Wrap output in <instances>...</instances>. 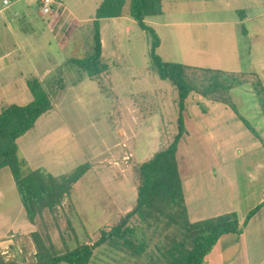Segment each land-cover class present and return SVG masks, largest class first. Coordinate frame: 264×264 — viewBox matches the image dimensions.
Instances as JSON below:
<instances>
[{"label": "crops", "instance_id": "crops-1", "mask_svg": "<svg viewBox=\"0 0 264 264\" xmlns=\"http://www.w3.org/2000/svg\"><path fill=\"white\" fill-rule=\"evenodd\" d=\"M21 1L11 0L10 4L5 5L2 0L0 4V14L3 15L4 25L6 23L5 27L15 39L14 44L0 51V113L5 106L31 102L33 95L28 81L32 78L40 81L43 89L50 95L52 108L37 119L33 129L18 139L17 153L24 161L26 169H44L54 176H60L69 168L76 167L84 161L91 163V156L82 147L77 132L72 129L70 122L59 112L62 105L58 99L62 94L69 92L75 94L79 100L80 91L87 88L98 92L97 89L103 86L101 83L103 73L98 77H90L86 74L82 80L66 82L62 65L58 64L59 67L56 68L55 64H52L49 49L51 43L43 39L46 30L55 37L58 35L53 25L59 10L54 9L52 14L46 15L38 9L37 16L44 19L45 23L42 28V24L35 19L34 14L29 13L32 8L30 2L26 3L28 8L21 9L19 6ZM171 1L162 0V14L145 19L160 37L161 43L157 50L163 44L159 26L170 25L165 18L168 12L170 14L173 12L169 7ZM209 1L203 0L202 14L206 16L203 20L205 25L229 24L236 27L246 22L252 23L251 56L249 55L251 71L242 72L231 65L222 67L216 65L215 61H212L214 59H210L214 65L202 68L243 74L245 78L243 82L229 91L230 101L234 103L231 95L238 91L252 104L247 109L250 115H244L234 104L232 108L223 101L215 100L211 95L205 96L192 91L186 98L183 112L185 131L178 141L176 157L187 215L191 222H196L234 212L240 224L244 226L241 234L222 235L210 253L206 255L203 264H264V103L258 94L261 92L264 97V34H261L264 23L260 21L264 18V10L256 7V0H235L236 5L232 7L228 0H224L225 3L218 0L215 5L209 4ZM101 2L102 0L95 5V14ZM37 4L40 8L39 0ZM64 7V12L68 13L64 24H68L69 29L66 30L73 33L76 29H80V25L72 24L73 12L68 10L65 4ZM19 13H22L23 17L17 18ZM186 13L195 15L198 12L196 9H188ZM95 14L92 18L93 22ZM212 14H219V17L211 18ZM190 15L185 17L193 18ZM16 19L22 21L17 27L14 25ZM107 21H112L116 29L121 27L123 22L137 23L127 13L120 17L100 20L103 58L106 48L105 28L107 26L105 23ZM1 23L2 20H0V31L3 29ZM187 23L191 26L201 24L196 19ZM125 27L126 31L130 30L129 25ZM37 29H39L38 34L35 32ZM242 31L246 33L247 29L242 27ZM16 33H20V36L18 37ZM3 45L5 46V41L0 37V46L3 47ZM211 54L213 53L209 55ZM233 54L237 61L236 50ZM77 58L78 56L70 54L61 57L59 53L54 56L56 61L67 60L74 65L77 64L73 60ZM156 75L158 74H149V78L145 79H152L157 83ZM59 77L62 82L60 81L56 87L54 82ZM85 78H88L90 82L85 84ZM248 80L256 86L257 91H254L252 86L248 88L246 84ZM147 85L149 86L150 83L147 82L146 87ZM172 87L175 91L176 88L173 85ZM20 97L23 101L18 103L17 99ZM175 102L178 108V93ZM141 107L143 110H140L141 113L139 118L135 119V124L132 121V114L137 108L130 106L127 109L129 119H124L127 122H124L123 127L119 129V137H115V143L111 149L113 157L104 160L112 169L110 173L111 178L113 176V183L110 187V203L103 210L102 217H105L106 222L103 226H113L135 207L137 186L132 168L135 164L150 159L162 147L157 145L161 137L159 132L161 123L156 131H147V121L159 113V108L157 107L155 113H152L146 104ZM142 117L144 121L141 120ZM131 126L134 128L138 126L140 130H131ZM137 136L141 140L140 147L136 144ZM142 138H145L146 146L143 145ZM120 174L123 176L120 177ZM259 205V209L246 222L248 213ZM35 229V225L27 217L10 167H1L0 254L6 262L10 257L13 262L14 259L24 260L25 256L26 258L29 255L34 256L35 246L31 233Z\"/></svg>", "mask_w": 264, "mask_h": 264}, {"label": "rangeland", "instance_id": "rangeland-1", "mask_svg": "<svg viewBox=\"0 0 264 264\" xmlns=\"http://www.w3.org/2000/svg\"><path fill=\"white\" fill-rule=\"evenodd\" d=\"M99 1L64 0L67 9L73 12L72 24L78 23L80 29H76L73 33L66 30L69 29L68 24H64L67 21L68 13L64 12L65 7L60 6L57 7L59 15L56 16L53 25L55 33L58 35L55 37L48 30L44 32L45 37L43 39L51 43L49 49L52 64H55L56 68L59 67L58 64L62 65L63 76L68 83L82 80L87 72L77 65L68 63L67 60L56 61L54 56L59 53L61 57L70 54L83 58L91 54L94 34L92 18L95 14V5ZM217 1L210 0L209 4L214 3L215 5ZM1 2L2 0H0V4ZM27 2H30L32 7L29 13H33L35 19L39 20L42 24L41 27L44 28V19L37 16L38 9L40 10L37 0H22L18 4L21 9H26L28 8ZM221 2L225 3L224 0ZM228 2L231 3V7L236 5L235 0H228ZM255 2L257 8L264 10V0H256ZM169 7L173 12L172 14L168 12L165 19L170 25L159 26L163 44L157 53L164 60L194 65V67H208L214 63L222 67H230L229 65H231L242 72L251 71L249 61L253 35L251 22L236 27L229 24L225 26L205 25L203 20L206 19V16L202 14L203 0H172ZM188 9H196L198 13L190 15L186 13ZM185 15H190L193 18L185 17ZM218 15L212 14L211 18H217ZM20 17H23L22 13H19L17 18ZM221 17L223 18V16ZM192 19L200 21L201 24L188 25L187 21ZM0 20H2L3 26L0 37L5 41V46H0V51H3L14 44L15 39L5 27L6 23L4 25L2 14H0ZM20 21V19L14 21L15 27L20 24ZM260 21L264 23V18ZM105 24L107 26L105 28L106 48L105 57L102 59L108 65V70L103 72L101 77L102 88L97 89L98 92L92 91L90 88L80 91L79 100L75 94L69 92L62 94L58 99L62 105L59 112L70 122L72 129L77 132L82 147L91 156V163L84 161L82 164H77L78 166L87 164L89 169L79 182L73 185L70 194L53 212L45 210L42 218L38 219V225L35 226L36 229L39 228L48 232L59 248L63 246L61 238H65L70 247H75L78 242H86L92 236L94 237L96 232L106 223L105 217L102 216L103 210L110 203V187L113 183V176L111 178L112 169L104 160L113 157L111 149L115 143V137L118 138L120 135L119 129L123 127L124 122H127L124 119H129L127 109L130 106H135L139 110V112L136 110L132 114L134 124L135 119L139 118L140 110H143L141 106L144 104L152 113H155L157 107L159 108V113L147 121V131H156L161 123L159 130L161 137L160 141L157 142L160 147L167 146L178 132L176 120L179 117V109L175 105L177 90H173L169 80L161 79L158 75H156L157 83L152 79H145L149 78V74H156L155 67L151 63L149 33L137 23L123 22L122 26L117 29L112 21H107ZM126 25H129V31H126ZM242 27L247 29L246 33H243ZM35 32L38 34L39 29ZM16 34L18 37L20 36V33ZM261 34H264V30H261ZM235 50L237 61L233 57ZM208 53L213 54L209 55ZM210 59H214L212 61L215 62H210ZM55 73L57 72L55 71ZM243 79L245 78L243 77ZM60 81L62 82L60 77L55 79L54 85L57 87ZM84 82L87 84L90 81L85 78ZM147 82L150 85L146 87ZM251 83V80H248L246 84H248V88L252 86L255 91L256 86ZM231 98L241 113L250 115L247 109L252 102L247 101L238 91H235ZM17 101L18 103L23 101L22 97L18 98ZM143 119L142 117L141 120ZM135 127H132L131 130H140V127ZM144 139L142 138V143L146 146ZM140 143V137L137 136V147H140ZM78 166L69 168L62 175L73 171ZM119 176L123 175L120 174ZM132 224H137V220H132ZM145 232L143 239L146 241V247L140 256L129 255L111 246L102 245L95 250L90 264H152L150 259L159 255L157 247L163 240V233L161 229L155 231L147 229ZM33 261L34 256L31 255L27 258L25 256L24 260L22 258L14 259L13 262L11 257L8 258V262L12 264H30ZM153 264L161 263L157 261Z\"/></svg>", "mask_w": 264, "mask_h": 264}, {"label": "trees", "instance_id": "trees-1", "mask_svg": "<svg viewBox=\"0 0 264 264\" xmlns=\"http://www.w3.org/2000/svg\"><path fill=\"white\" fill-rule=\"evenodd\" d=\"M162 12V0H102L93 22L92 52L73 61L90 77H98L106 72L108 65L102 62L100 20L129 14L149 33L151 63L156 73L161 79L169 80L177 90L178 132L167 146L160 148L150 159L133 166L137 201L130 212L113 226H102L94 237L86 242H78L75 247H70L66 239L61 238L63 246L59 248L48 232L35 229L31 233L35 246L34 261L30 264H90L94 251L102 245L140 256L145 251L146 241L143 238L147 229H161L163 233V240L157 247L159 255L151 258L150 263L203 264L206 255L222 235L242 233L244 226L234 212L196 222L188 219L176 152L178 141L185 131L183 112L188 95L197 91L205 96H214L215 100L234 108L229 91L243 82V74L164 60L157 53L160 37L145 21L147 17ZM28 86L33 95L31 102L11 104L0 113V168L10 167L27 217L37 226L45 210L53 212L61 205L89 165L78 166L60 176H54L44 169L25 168L24 161L17 153V141L34 128L42 114L52 108L50 95L38 79H30ZM258 94L264 103L262 93ZM259 207L248 213L246 222ZM132 220H137V224H132ZM0 264L11 263L6 262L0 254Z\"/></svg>", "mask_w": 264, "mask_h": 264}, {"label": "built area", "instance_id": "built-area-1", "mask_svg": "<svg viewBox=\"0 0 264 264\" xmlns=\"http://www.w3.org/2000/svg\"><path fill=\"white\" fill-rule=\"evenodd\" d=\"M5 5L11 3V0H3ZM40 9L43 14H52L57 7H64V0H39Z\"/></svg>", "mask_w": 264, "mask_h": 264}, {"label": "water", "instance_id": "water-1", "mask_svg": "<svg viewBox=\"0 0 264 264\" xmlns=\"http://www.w3.org/2000/svg\"><path fill=\"white\" fill-rule=\"evenodd\" d=\"M7 243H5V245H6Z\"/></svg>", "mask_w": 264, "mask_h": 264}]
</instances>
